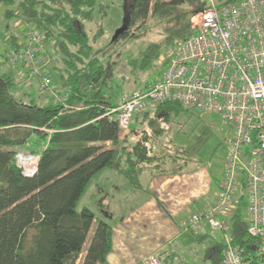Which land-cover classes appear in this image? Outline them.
<instances>
[{"label":"trees","instance_id":"trees-1","mask_svg":"<svg viewBox=\"0 0 264 264\" xmlns=\"http://www.w3.org/2000/svg\"><path fill=\"white\" fill-rule=\"evenodd\" d=\"M48 1L61 6L55 18L61 17L62 25L50 17H46V22L51 25L49 28L62 30L63 40L58 42L63 47L61 59L66 69L62 72L61 68L63 80L58 95L66 96V107L62 104L41 106L33 97L26 104L12 93L16 86L13 74L0 75V264H76L82 255L85 256L83 264H108L113 228L98 220L89 208L78 211L81 199L92 180L104 170L117 171L139 189L146 170H155L161 175L184 171L191 162L186 149L168 147L171 141L162 138L165 139L167 128L164 126L171 116L193 111L178 103H166L138 114L141 117L135 120L137 129H132V124L131 129L139 133V139L132 152L127 153L122 146L127 139L121 140L118 121L108 115L120 105L118 82L95 54L90 55L95 48L84 29L85 23L94 20L97 0ZM218 1L229 4L241 0ZM12 2L0 0L6 6ZM22 3L24 15L29 20L35 18L37 2ZM185 6L204 10L208 8V1L132 0L128 30L146 21L150 14L164 19ZM97 26L103 28L100 24ZM188 28L171 31L169 41L174 48L176 40L192 34ZM100 34L96 42L104 35ZM126 37L124 33L120 38ZM161 52L158 45L150 46L143 58L131 60L132 70L149 72ZM75 57L87 58L89 62L78 68ZM36 136L49 139V145L40 153L36 170L24 171L17 164V154L25 146L33 145L35 142L30 143V139ZM244 187L239 195L238 211L231 219V238L235 245L248 250L256 242L249 237L242 215V208H246ZM223 250L224 244L207 254L210 264H223Z\"/></svg>","mask_w":264,"mask_h":264},{"label":"built area","instance_id":"built-area-1","mask_svg":"<svg viewBox=\"0 0 264 264\" xmlns=\"http://www.w3.org/2000/svg\"><path fill=\"white\" fill-rule=\"evenodd\" d=\"M207 1L208 8L191 22L192 34L176 44L162 78L124 96L108 115L126 134L133 118L153 105L178 103L220 116L229 128L224 179L214 202L194 211L181 228L197 234L207 225L222 233L223 264H264V0ZM30 35L27 49L37 55L32 43L40 41L39 35ZM32 58L34 65L38 59ZM40 76L44 93L56 99L54 85L44 73ZM60 98L65 103L66 96ZM243 187L247 231L256 242L248 250L233 243L229 224ZM143 264L163 263L152 256Z\"/></svg>","mask_w":264,"mask_h":264},{"label":"rangeland","instance_id":"rangeland-1","mask_svg":"<svg viewBox=\"0 0 264 264\" xmlns=\"http://www.w3.org/2000/svg\"><path fill=\"white\" fill-rule=\"evenodd\" d=\"M23 1L26 2V0H13L12 4L8 6L0 3V75L2 76L3 73L13 74V77L16 79V86L12 90V93L18 99L23 100L24 103H30V99L33 97L41 106H61V96L58 95L60 94L61 81L63 80L61 79V68L62 72L63 69H66L65 61L61 59L63 47L58 42L61 39L63 40V38H60L62 30L61 32L59 31L61 27H53L51 29L49 28L51 26L49 22H46V17H50L51 21L54 18L57 22L60 21L59 24L62 25L61 17L59 20L55 18L58 15L57 13L60 14L61 11H58V9H61V6L54 5L48 0H35L37 2L34 5V11L36 12H33L35 18L29 20L30 18H27L22 10ZM216 2L220 3L218 0ZM131 7L132 0H97L93 14V22L84 24V29L90 39L89 43L95 48V50L91 51L90 55L93 56L95 54L98 60L101 61L100 63L108 68V72L111 75L113 74L115 82H118L117 92L121 96L118 97L119 104L124 96L144 89L151 83L162 78L167 68L166 62L175 51L172 42L169 41L171 31L173 29H186L188 27L191 30V22L194 17L203 11L198 7L192 8L185 6L175 10L171 16L164 19L154 17L150 14L146 21H141L131 27L126 32V38H119L116 42H112L114 41L116 32L123 28L126 22H130L127 17H129L128 13ZM66 10L70 12L69 8ZM68 22L66 21V23ZM97 24L102 25L104 32ZM45 30H49V35L46 34L48 31L45 32ZM32 32H34V35L38 34L37 41L39 38L41 41L32 43V45L36 44L35 49L37 50V55H34L32 48L29 49L30 51L27 49V44H31L32 35L30 34ZM101 32L104 35L96 42ZM183 39H186V37L176 40L174 44L178 45ZM152 45H158L162 49L159 59L155 61L154 67L149 72L144 73H141L138 69L132 70L131 60H140L143 58L144 53ZM23 48H26V50L22 54L23 56L19 58L21 55H19V52ZM73 51L77 54V50ZM33 56L38 59L34 65H32V61H35L32 58ZM75 59L78 68L84 67L89 62L87 58L78 60L75 57ZM43 73L52 85H54V89L58 95L56 99L46 95L44 93L45 91L42 90V78L40 74ZM66 101L67 98L65 103H62V105H65L64 107H66ZM137 117L140 118L141 115H136V118H133L132 126L134 128L132 129H137L135 123ZM164 127L167 128V131L165 133V139L162 138V140L173 143L172 145H167L168 147L176 146L181 149H186V152L192 160L189 166L190 171H195L196 168L207 169L213 177L220 180L221 173L223 172V163L226 161L228 154L226 139L229 136V128L224 125L220 116L202 115L198 112H181L180 114L171 116L168 124ZM132 129L130 128V132L127 134L122 131L120 136L122 141L127 139V142H123L122 144L126 148L123 149L127 153L132 152L139 139V133H135ZM49 141V139H41L38 136L32 137L30 143H35L31 146H25L17 154V164L19 167L24 171L34 170L38 165L40 153L49 145ZM123 161L124 163L127 162L126 157H124ZM120 179L114 176L103 180L99 179L98 186H108V194L111 197V202L113 195H115V192L112 191L118 186L120 191L117 193H120L122 197L116 198L118 200L128 199L132 203L134 201L133 196L127 191L126 186L122 187ZM218 183L219 181L216 182L219 190L220 183ZM124 189L126 193L124 192L123 194L121 190ZM96 195L94 193L91 194V192L87 193L84 196V200L79 203L78 211L87 207L96 215L100 214L102 210V206H100L101 198L97 200ZM210 196H205L193 202L190 208L192 213L196 210V206H206L211 200ZM242 215L246 218V209L244 207L242 208ZM228 233L229 231H227ZM216 234L221 237V241H224V235L222 233L218 232ZM91 239L92 237L90 236L88 245ZM84 257L82 255L76 264H83Z\"/></svg>","mask_w":264,"mask_h":264},{"label":"crops","instance_id":"crops-1","mask_svg":"<svg viewBox=\"0 0 264 264\" xmlns=\"http://www.w3.org/2000/svg\"><path fill=\"white\" fill-rule=\"evenodd\" d=\"M191 162L178 174L161 175L155 170H146L141 176L140 189L114 170L97 175L101 180L110 176L121 178L122 187L126 186L133 196L132 203L128 199H117L122 197L117 193L120 191L118 186L112 191L115 195L111 202L108 186H98L99 179L96 177L92 180L85 195L91 192L98 195L97 200L101 198L102 210L96 217L113 228V247L107 257L108 264H143L152 256L158 257L163 264H210L207 254L223 245L221 237L216 234L218 232L205 225L196 235L184 231L181 225L191 217L193 202L210 195L208 204L214 202L219 191L216 182L221 183L224 179L226 161L220 180L207 169L190 171ZM121 191L126 193L125 189ZM202 207L196 206V210ZM229 224L232 227L231 220ZM95 228L96 224L91 230V237Z\"/></svg>","mask_w":264,"mask_h":264},{"label":"water","instance_id":"water-1","mask_svg":"<svg viewBox=\"0 0 264 264\" xmlns=\"http://www.w3.org/2000/svg\"><path fill=\"white\" fill-rule=\"evenodd\" d=\"M127 18H129V17H127ZM129 20H130V18H129ZM129 23L126 22L124 24L123 28H121L120 30H118L116 32L115 37H114V41L118 40L124 33H126L128 31Z\"/></svg>","mask_w":264,"mask_h":264},{"label":"bare ground","instance_id":"bare-ground-1","mask_svg":"<svg viewBox=\"0 0 264 264\" xmlns=\"http://www.w3.org/2000/svg\"><path fill=\"white\" fill-rule=\"evenodd\" d=\"M184 40V39H183ZM177 104V103H176ZM197 235V234H196Z\"/></svg>","mask_w":264,"mask_h":264}]
</instances>
